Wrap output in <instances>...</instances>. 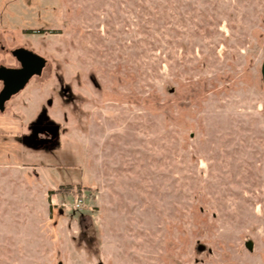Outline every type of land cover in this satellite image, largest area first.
Here are the masks:
<instances>
[{
	"label": "rangeland",
	"instance_id": "1",
	"mask_svg": "<svg viewBox=\"0 0 264 264\" xmlns=\"http://www.w3.org/2000/svg\"><path fill=\"white\" fill-rule=\"evenodd\" d=\"M18 46L0 264H264V0H0Z\"/></svg>",
	"mask_w": 264,
	"mask_h": 264
},
{
	"label": "water",
	"instance_id": "2",
	"mask_svg": "<svg viewBox=\"0 0 264 264\" xmlns=\"http://www.w3.org/2000/svg\"><path fill=\"white\" fill-rule=\"evenodd\" d=\"M11 53L16 57L20 65L0 64V82L2 84L0 88V110L4 108L5 101L20 91L33 75L41 73L46 63L44 56L24 46L12 49ZM261 76L264 87V59L261 64ZM245 246L252 250V240H246Z\"/></svg>",
	"mask_w": 264,
	"mask_h": 264
},
{
	"label": "flooded vegetation",
	"instance_id": "3",
	"mask_svg": "<svg viewBox=\"0 0 264 264\" xmlns=\"http://www.w3.org/2000/svg\"><path fill=\"white\" fill-rule=\"evenodd\" d=\"M11 51H12V49L10 50V53H11ZM14 58H15V60L17 62V65H15V66H19L20 65L19 61L16 59L15 56H14ZM1 85L2 84L0 82V86ZM33 126H34V124H33ZM36 126H37L36 128H32L33 132H32L31 136H32L33 140L39 141L40 144L42 146L45 145V147L49 146L51 144L53 145L55 140H56L57 126L52 125V123L48 119L45 120L43 112H42V114L40 113L38 115ZM35 134L38 135V136H41V137H38Z\"/></svg>",
	"mask_w": 264,
	"mask_h": 264
},
{
	"label": "built area",
	"instance_id": "4",
	"mask_svg": "<svg viewBox=\"0 0 264 264\" xmlns=\"http://www.w3.org/2000/svg\"><path fill=\"white\" fill-rule=\"evenodd\" d=\"M78 200L80 201L81 199H80V198H78Z\"/></svg>",
	"mask_w": 264,
	"mask_h": 264
}]
</instances>
